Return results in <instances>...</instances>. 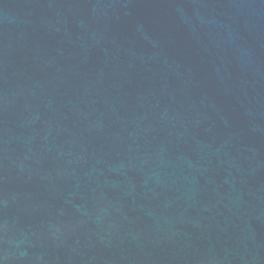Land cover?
<instances>
[{"label":"water","instance_id":"water-1","mask_svg":"<svg viewBox=\"0 0 264 264\" xmlns=\"http://www.w3.org/2000/svg\"><path fill=\"white\" fill-rule=\"evenodd\" d=\"M0 264H264V0H0Z\"/></svg>","mask_w":264,"mask_h":264}]
</instances>
